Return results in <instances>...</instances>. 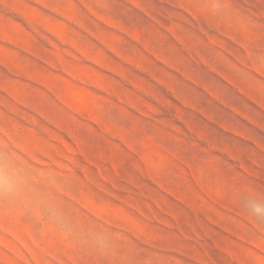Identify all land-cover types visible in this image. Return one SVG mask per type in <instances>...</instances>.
Listing matches in <instances>:
<instances>
[{
    "label": "rangeland",
    "instance_id": "obj_1",
    "mask_svg": "<svg viewBox=\"0 0 264 264\" xmlns=\"http://www.w3.org/2000/svg\"><path fill=\"white\" fill-rule=\"evenodd\" d=\"M0 264H264V0H0Z\"/></svg>",
    "mask_w": 264,
    "mask_h": 264
},
{
    "label": "clouds",
    "instance_id": "obj_2",
    "mask_svg": "<svg viewBox=\"0 0 264 264\" xmlns=\"http://www.w3.org/2000/svg\"><path fill=\"white\" fill-rule=\"evenodd\" d=\"M3 183H4V179L2 176H0V185H3Z\"/></svg>",
    "mask_w": 264,
    "mask_h": 264
}]
</instances>
